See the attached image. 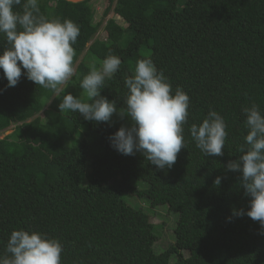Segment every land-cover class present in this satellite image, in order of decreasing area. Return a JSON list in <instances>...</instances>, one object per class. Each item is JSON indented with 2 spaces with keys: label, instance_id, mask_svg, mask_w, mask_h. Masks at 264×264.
Returning <instances> with one entry per match:
<instances>
[{
  "label": "trees",
  "instance_id": "1",
  "mask_svg": "<svg viewBox=\"0 0 264 264\" xmlns=\"http://www.w3.org/2000/svg\"><path fill=\"white\" fill-rule=\"evenodd\" d=\"M93 1L38 0V17L70 19L80 28L72 45L76 73L66 83L80 88L93 69L87 58L117 55L120 68L101 96L126 110L125 79L138 60L151 58L173 93L179 87L190 97L187 147L170 169L139 152L122 155L109 141L120 127L59 109L69 93L90 102L85 92L61 90L64 84L45 89L23 75L6 88L0 70V256L12 231L23 229L58 239L62 264H264V228L247 215L232 216L233 209L247 211L249 197L242 173L226 169L242 155V109L256 104L264 111V0H108L99 23ZM25 3L15 10L22 13ZM9 46L0 34V52ZM210 110L227 124L223 156H205L190 135ZM145 188L179 215L175 243L161 253L155 248L163 227L123 198Z\"/></svg>",
  "mask_w": 264,
  "mask_h": 264
},
{
  "label": "clouds",
  "instance_id": "2",
  "mask_svg": "<svg viewBox=\"0 0 264 264\" xmlns=\"http://www.w3.org/2000/svg\"><path fill=\"white\" fill-rule=\"evenodd\" d=\"M20 4L21 0H0V34L6 36L10 45L0 52L6 88L15 87L23 75L45 89L58 90L76 71L72 45L80 28L70 19L61 22L38 17V0H27L22 13L15 10ZM121 62L117 55L107 56L102 67H93L80 83L90 102L69 93L59 109L78 112L87 121L109 122L118 110L115 101L101 96V89L106 79L119 70ZM125 85L126 114L132 123L130 127L121 126L109 137L111 146L125 156L142 153L156 168L170 169L181 149L187 147L184 125L189 116V95L179 87L173 93L168 78L157 70L151 58L136 62L134 75L125 79ZM242 111L248 129L238 148L242 155L229 161L226 169L242 173L240 185L249 203L247 211L233 209L232 216L247 215L264 228V111L256 104ZM226 129L224 118L210 110L201 124L191 125L190 135L205 156H223ZM221 181L217 177L214 183L220 185ZM228 219L231 221L232 217ZM63 250L62 243L46 233L14 230L7 241L6 254L0 256V264H62Z\"/></svg>",
  "mask_w": 264,
  "mask_h": 264
},
{
  "label": "rangeland",
  "instance_id": "3",
  "mask_svg": "<svg viewBox=\"0 0 264 264\" xmlns=\"http://www.w3.org/2000/svg\"><path fill=\"white\" fill-rule=\"evenodd\" d=\"M91 5L94 7L96 11L95 23L101 22L104 19L105 12L109 6L108 0H94L91 3ZM114 16L115 15H114V8H113L110 14L105 18L104 24L101 28V31L98 37L102 39L106 38L107 35L105 34L104 28L106 27L107 23L114 18ZM86 64L91 68L95 67L97 70H99L102 67V61L94 57L87 58ZM63 89L74 92L78 95L85 96V93H82L84 92L83 89L78 88L74 84L65 83L61 87V90ZM117 110L118 111L112 115L110 122H112L117 127H121V126L126 127L127 123L130 121V117L127 116L126 110L118 108V107H117ZM41 116L44 118L45 117L44 113H42ZM13 131L14 129H9L8 132L3 133L1 135L2 138H5L6 136L11 135ZM80 140H81V135H78L75 141L67 142L66 144L67 146H71L72 144H75L79 142ZM141 190H144V191L139 196L124 195L123 198L126 200V202L131 207H134V208L137 207L145 211L146 215H148L149 220L152 223L163 227V236L160 239V241L157 243V246L155 248L157 253H161L164 250L168 249L171 244L175 243V240H176L175 230L178 225L179 215L176 213L170 212L169 208L163 204L162 200L155 196H151L148 190H146V188L141 189ZM185 256H188V254L185 253Z\"/></svg>",
  "mask_w": 264,
  "mask_h": 264
}]
</instances>
